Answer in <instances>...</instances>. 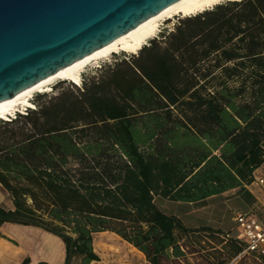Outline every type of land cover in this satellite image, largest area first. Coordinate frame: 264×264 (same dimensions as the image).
<instances>
[{
	"label": "trees",
	"instance_id": "trees-1",
	"mask_svg": "<svg viewBox=\"0 0 264 264\" xmlns=\"http://www.w3.org/2000/svg\"><path fill=\"white\" fill-rule=\"evenodd\" d=\"M59 82L25 113L0 118V184L13 205L0 214L23 218L0 225L46 226L64 238L65 264L99 260L101 231L150 264L195 254L204 264H264L230 231L188 225L156 203L242 191L263 167L264 0L177 16L80 84ZM252 212L264 222L263 207Z\"/></svg>",
	"mask_w": 264,
	"mask_h": 264
},
{
	"label": "water",
	"instance_id": "water-1",
	"mask_svg": "<svg viewBox=\"0 0 264 264\" xmlns=\"http://www.w3.org/2000/svg\"><path fill=\"white\" fill-rule=\"evenodd\" d=\"M176 1L0 0V102ZM0 218L23 219L1 214Z\"/></svg>",
	"mask_w": 264,
	"mask_h": 264
},
{
	"label": "crops",
	"instance_id": "crops-1",
	"mask_svg": "<svg viewBox=\"0 0 264 264\" xmlns=\"http://www.w3.org/2000/svg\"><path fill=\"white\" fill-rule=\"evenodd\" d=\"M255 174L258 176L264 175V167L258 168ZM239 190V188H236L221 194L228 195L231 192H237ZM244 191L250 192L253 197V201L249 203V211H252V206L264 208V193L255 182L245 186L244 190L240 192ZM210 197L211 196L207 198ZM1 204L7 205L8 208L6 209L13 208L12 200L8 192L0 184V205ZM255 217L257 218L258 216L255 214ZM0 232L4 235V237L0 236V264H22L25 259H28L26 264H38L40 262H45L47 264H65L66 242L64 238L40 225L5 221L0 225ZM97 233H109V239L107 240L105 238H99L95 241L93 235V246L99 259L101 257L97 251L98 247L102 248V250L117 253L119 256V252L122 251L124 247H127L128 254H131L132 250L134 253H132V258L130 254L129 256H125L127 253H123L124 255H121L122 260H124L123 264H131V259L132 261L137 259L138 263L135 264H150L144 253L116 233L112 231H101ZM124 242L127 243V245ZM126 259H128V261ZM96 261H92L91 264H95Z\"/></svg>",
	"mask_w": 264,
	"mask_h": 264
},
{
	"label": "rangeland",
	"instance_id": "rangeland-1",
	"mask_svg": "<svg viewBox=\"0 0 264 264\" xmlns=\"http://www.w3.org/2000/svg\"><path fill=\"white\" fill-rule=\"evenodd\" d=\"M177 16H181V15L178 14L171 18H166L165 20H161L159 22V30L157 31V33L162 29H166V27L172 26ZM123 51L125 50L114 51L113 54H111L110 56L99 59L96 63L87 65L84 71L82 72V75L90 74L91 71H94L100 65H103L104 63L111 61L114 55L118 56ZM128 53H132V52L127 51V54ZM59 81H61V83H63V85L66 86L67 85L69 86V84L73 83L69 80L64 82H62V80H58L53 85H57L58 83H60ZM52 90L53 88L50 91H46V92H51ZM35 95L36 93H33L32 99L35 97ZM22 109L23 108H20V110ZM252 201H253V197L250 192L247 191L240 192V190L237 192H231L228 195L218 194L215 196H211L210 198H206L196 202L173 201L163 197L156 198V203L160 209H162L165 212L177 214L183 219V221L186 224L191 226L208 224L216 227H222L223 229L230 231V234L234 237L239 236L241 229L238 227L237 223L233 220V216H235L234 214H236L237 212L239 213L249 212V203ZM1 205L5 209L8 208L7 205H3V204ZM108 235L109 233L108 234L94 233L95 241L98 240L99 238L109 239ZM125 244L127 245V243ZM97 251L101 258L99 259V261H96L95 264H123L124 260H122L121 255H124L123 253H127L125 256L127 255L129 256L130 254V253L128 254L127 247H124L122 251L119 252L120 256L117 255V253H113L112 251L102 250V248L99 247L97 248ZM132 253H134L133 250ZM132 253L130 254L131 258L133 257ZM199 255L200 254L189 255L188 261L184 262V264H204L205 260L202 259V257H200ZM126 260L128 261V259ZM75 262H77V264H80L81 260L77 259ZM236 262H237L236 259H234L230 262V264H234ZM135 263H138L137 259H134L133 261L131 259V264H135Z\"/></svg>",
	"mask_w": 264,
	"mask_h": 264
},
{
	"label": "bare ground",
	"instance_id": "bare-ground-1",
	"mask_svg": "<svg viewBox=\"0 0 264 264\" xmlns=\"http://www.w3.org/2000/svg\"><path fill=\"white\" fill-rule=\"evenodd\" d=\"M220 1L222 0H177L113 41L69 64L58 72L29 86L14 96L1 101L0 118L8 119L17 111H20V108L34 107V103L31 100L33 93L50 91L52 89L51 86L58 80L64 79L76 84L81 83L82 72L87 65L96 63L99 59L110 56L114 51L125 50L132 53L137 52L147 43L149 38L156 35L161 20L171 18L178 14L181 16L195 14L204 9H209Z\"/></svg>",
	"mask_w": 264,
	"mask_h": 264
},
{
	"label": "built area",
	"instance_id": "built-area-1",
	"mask_svg": "<svg viewBox=\"0 0 264 264\" xmlns=\"http://www.w3.org/2000/svg\"><path fill=\"white\" fill-rule=\"evenodd\" d=\"M27 108L28 107H23V109L18 112L25 113ZM14 115L10 117H13ZM254 182L264 193V175H255ZM234 215L235 216L233 217V220L241 229V235L239 234V236H236L235 238H238L245 243V249L243 253L256 252L257 254L264 256V222L258 217L256 218L252 211L247 213L237 212Z\"/></svg>",
	"mask_w": 264,
	"mask_h": 264
}]
</instances>
